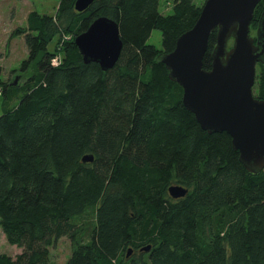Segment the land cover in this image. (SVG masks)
<instances>
[{
  "label": "trees",
  "instance_id": "trees-1",
  "mask_svg": "<svg viewBox=\"0 0 264 264\" xmlns=\"http://www.w3.org/2000/svg\"><path fill=\"white\" fill-rule=\"evenodd\" d=\"M77 1L60 0L55 16L33 11L13 33L28 48L23 71L34 72L20 89L3 86L18 104L0 116V229L19 253L0 251V264H51L63 238L65 264H264V171L248 172L228 134L201 127L158 61L203 6L173 0L165 15L161 0H97L79 12ZM263 12L264 0L252 26ZM100 17L119 25L123 42L108 71L86 64L75 44ZM156 30L160 49L149 43ZM216 46L217 32L207 71ZM172 186L187 195L173 199Z\"/></svg>",
  "mask_w": 264,
  "mask_h": 264
},
{
  "label": "water",
  "instance_id": "water-1",
  "mask_svg": "<svg viewBox=\"0 0 264 264\" xmlns=\"http://www.w3.org/2000/svg\"><path fill=\"white\" fill-rule=\"evenodd\" d=\"M96 1L78 0L76 9L85 12ZM261 1L207 0L193 29L177 40L172 53L158 58L170 72L171 81L183 89V107L208 133L228 134L241 163L253 174L264 171V100L253 93L257 66L264 65V12L256 37H251L254 13ZM215 32L217 46L212 69L207 71L204 58ZM75 44L86 64L96 63L103 71L115 67L123 49L119 25L107 17L97 19ZM93 160L86 156L83 162ZM169 193L177 200L188 191L172 186Z\"/></svg>",
  "mask_w": 264,
  "mask_h": 264
},
{
  "label": "rangeland",
  "instance_id": "rangeland-1",
  "mask_svg": "<svg viewBox=\"0 0 264 264\" xmlns=\"http://www.w3.org/2000/svg\"><path fill=\"white\" fill-rule=\"evenodd\" d=\"M207 0H196V4L203 6ZM60 0H0V116L4 114L6 108H13L18 104V99L7 100L3 94L4 85L12 89L22 88L30 76L33 68L23 71L22 65L28 59V48L25 37H14L13 33L20 28L27 27V19L31 12L36 11L40 15L55 16L59 8ZM173 0H161L160 12L168 15L172 14ZM253 23V22H252ZM251 37L255 38L257 28L251 25ZM67 40V39H65ZM157 48L162 47V34L154 31L149 41ZM59 41L55 39L50 45L49 50L57 53L62 58L63 52L59 50ZM258 76V68H257ZM259 83L253 89L254 96H258ZM23 92L19 93L22 96ZM0 250L13 256L19 253L15 248L8 244L7 239L0 229ZM3 252V253H4ZM72 254V245L67 238L61 239L51 252V264H65Z\"/></svg>",
  "mask_w": 264,
  "mask_h": 264
},
{
  "label": "bare ground",
  "instance_id": "bare-ground-1",
  "mask_svg": "<svg viewBox=\"0 0 264 264\" xmlns=\"http://www.w3.org/2000/svg\"><path fill=\"white\" fill-rule=\"evenodd\" d=\"M61 61H62V58L57 57L55 60H53V65L58 66L61 64ZM54 62H56V64Z\"/></svg>",
  "mask_w": 264,
  "mask_h": 264
},
{
  "label": "crops",
  "instance_id": "crops-1",
  "mask_svg": "<svg viewBox=\"0 0 264 264\" xmlns=\"http://www.w3.org/2000/svg\"><path fill=\"white\" fill-rule=\"evenodd\" d=\"M13 248H15L17 251H18V249L16 248V247H13ZM1 252H4V251H2V250H0ZM5 253V252H4ZM18 253H16V254H14L13 256H15V255H17Z\"/></svg>",
  "mask_w": 264,
  "mask_h": 264
},
{
  "label": "built area",
  "instance_id": "built-area-1",
  "mask_svg": "<svg viewBox=\"0 0 264 264\" xmlns=\"http://www.w3.org/2000/svg\"><path fill=\"white\" fill-rule=\"evenodd\" d=\"M56 64V62H54Z\"/></svg>",
  "mask_w": 264,
  "mask_h": 264
}]
</instances>
